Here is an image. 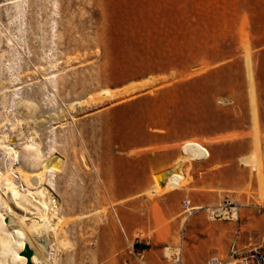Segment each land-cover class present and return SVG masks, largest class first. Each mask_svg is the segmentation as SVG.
<instances>
[{
    "label": "rangeland",
    "instance_id": "rangeland-1",
    "mask_svg": "<svg viewBox=\"0 0 264 264\" xmlns=\"http://www.w3.org/2000/svg\"><path fill=\"white\" fill-rule=\"evenodd\" d=\"M104 90L119 93L110 98ZM149 133L186 138L180 147L221 142L223 157L250 140L256 158L238 162L260 173L264 0H0V173L13 167L23 193L17 168L35 184L41 163L61 159L43 174L60 201L59 225L27 232L21 220L33 207L8 202L1 184L6 233L22 229L46 264H171L180 232L154 239L142 230L128 235L120 223L123 199L139 192L134 183L147 180L158 161L138 150ZM27 146L39 162L26 161ZM189 156L179 164L192 166ZM163 166L162 173L172 167ZM156 178L142 192L146 205L127 210L149 219V202L171 189L156 186ZM243 228L259 243L264 221L252 218ZM19 241L0 245V263L23 262L12 260ZM180 255L184 264L207 260H188L182 248Z\"/></svg>",
    "mask_w": 264,
    "mask_h": 264
},
{
    "label": "crops",
    "instance_id": "crops-1",
    "mask_svg": "<svg viewBox=\"0 0 264 264\" xmlns=\"http://www.w3.org/2000/svg\"><path fill=\"white\" fill-rule=\"evenodd\" d=\"M185 139L183 137L168 140L166 134L149 133L148 141L138 147L142 152L147 150L153 152L154 159L158 161L155 166L149 167L147 180L136 185L134 183L132 189L139 192L123 199L127 209L146 205V200L141 197L142 192L154 183L155 173L159 177L166 172L165 170L162 173V165L172 166L167 170L170 173L176 171L177 165L182 175L179 173L181 178H173L175 186L173 185L162 197L156 198L155 203L149 202L148 206L151 209L148 220L137 216L135 211L127 209L120 211V223L125 233L131 235L136 230H142L150 232L154 239H159L173 238L180 232L182 250L187 259L193 261H204L211 255H224L238 225L241 226V246L259 244L264 248V234L260 236L259 243H253L250 234L243 228L252 218L264 221V137L261 140L260 173L238 162L239 159L244 163L250 162L252 157L256 158L255 145L250 140L239 142L244 149L236 154L229 153L225 157L217 154V147L222 145L221 142L209 148L202 146L208 155L201 157V149L196 146L180 147ZM189 152L192 157L187 155ZM184 156L193 159L192 166L189 167L186 163L183 165V161L179 164ZM182 179H185V183L180 185ZM167 184V180L160 181L162 189L170 188ZM247 192L252 196H248ZM225 197L226 202L232 206L226 208L229 213L212 219L211 212L220 207L219 204ZM185 200L189 201V204L186 206L187 212H184L182 206L183 217L180 208ZM206 213L209 214V221ZM130 216L133 218L132 221L138 222L130 223L128 221Z\"/></svg>",
    "mask_w": 264,
    "mask_h": 264
},
{
    "label": "bare ground",
    "instance_id": "bare-ground-1",
    "mask_svg": "<svg viewBox=\"0 0 264 264\" xmlns=\"http://www.w3.org/2000/svg\"><path fill=\"white\" fill-rule=\"evenodd\" d=\"M134 88H137V84H132L129 87L124 88L123 90L124 92H127ZM118 93L119 91L104 90L103 92H101L100 95H105L110 98H113L117 96ZM190 146H196L202 149L200 145L195 143L186 144V147H190ZM32 150H35V148L29 146L26 147V153H25L26 161L27 162L32 161L33 163L39 162L40 157L38 150L36 149V153H34ZM6 151L8 153L13 152L14 155L17 154L16 151H14L13 148L10 147H7ZM13 161H15V156L13 157ZM60 165H61V159L57 157L53 159L51 158L46 163H41V172L36 174V182L34 179L35 184H33V182L31 181L30 179L31 177L26 176L27 174L22 173L20 171L21 169L17 168V171H19L18 173L21 179L24 181L26 185V188L24 186V189H22L23 193L18 189V187L14 183L13 177L15 174L14 172L15 170L13 167L8 168L4 174L0 173V185L4 184V186H6V188L8 189V193H9L7 199L8 202L12 201L16 206L19 207L21 206L25 210L29 209L26 206L27 204H30L33 207V210L30 209L28 210L31 217L28 218L27 220H25V218L21 220L22 224H25V228L28 230L27 232L31 231L36 233L38 231L42 233L47 228L53 227L55 229V227H57L60 223L61 220L60 201L54 196L53 189L50 187H46V185L43 184L45 180L43 174L54 173L55 170L58 169ZM173 178H181V175H179V173L176 172L175 170H173L172 173H170V171H166L156 179V186L158 187L160 186V181L167 180L168 182L167 187H172L174 185ZM1 180L3 183H1ZM7 209L11 210L10 206H8ZM6 212L7 211H5V214ZM3 216L4 213L0 212V245L8 246L11 242L15 241V239L20 240L18 242V249L16 251L15 250L12 251V260L20 259L23 261L21 264H26L27 259L25 257L19 258V255H17L18 250L22 251L24 246L27 247L26 243L23 240L24 233L21 231L22 229L15 231L11 230V232L6 233L4 227L7 228L8 226L5 222H1V219L2 220L4 219ZM29 248L31 249L32 247L29 246ZM30 262L31 264H46L44 257L38 254V252L36 251L32 256ZM0 264H6V262Z\"/></svg>",
    "mask_w": 264,
    "mask_h": 264
},
{
    "label": "built area",
    "instance_id": "built-area-1",
    "mask_svg": "<svg viewBox=\"0 0 264 264\" xmlns=\"http://www.w3.org/2000/svg\"><path fill=\"white\" fill-rule=\"evenodd\" d=\"M202 152H205V150ZM188 204L189 201L187 200L183 202L184 212L188 211V208H186ZM227 206L232 207L231 203H224V206H220L217 210L211 212V218L217 219L223 214H228ZM240 234L241 226L238 225L229 240L227 252L224 255H211L204 264H264V248L259 244L241 246ZM181 248L182 245L173 255L171 264H184L180 255Z\"/></svg>",
    "mask_w": 264,
    "mask_h": 264
},
{
    "label": "water",
    "instance_id": "water-1",
    "mask_svg": "<svg viewBox=\"0 0 264 264\" xmlns=\"http://www.w3.org/2000/svg\"><path fill=\"white\" fill-rule=\"evenodd\" d=\"M32 255H33V251L28 247H24V250L21 252V256L27 259L26 264H31L30 260H31Z\"/></svg>",
    "mask_w": 264,
    "mask_h": 264
}]
</instances>
